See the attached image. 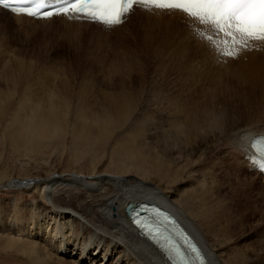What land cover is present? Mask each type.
<instances>
[{
	"label": "bare ground",
	"instance_id": "1",
	"mask_svg": "<svg viewBox=\"0 0 264 264\" xmlns=\"http://www.w3.org/2000/svg\"><path fill=\"white\" fill-rule=\"evenodd\" d=\"M167 39L156 43L168 46V68L175 63L176 73L182 74L180 83L186 85L188 68L195 64L185 61L192 47L184 40ZM15 63L17 74L6 64L3 68L7 89H0V113L5 103H15V111L0 136V146L7 147L15 160L39 164L48 172L8 182V187L26 190L31 199L16 196L8 208L0 209V250L16 252L30 264H170L160 249L137 232L126 212L129 203L147 202L176 216L210 264H264L261 235L254 236L258 244L248 249L236 243L246 212L223 198L214 173L202 163L201 151L210 137L219 138L223 149L219 148L231 162L252 170L244 176L250 178L249 187H256L253 207L262 212L264 225V175L244 158L253 136L264 132L260 114L264 79L254 89L256 100H247L243 109L211 110L205 116L198 101L188 106L169 89L168 115L162 116L152 111L158 103H153L152 92L144 94L145 87L139 83L121 80L118 88L93 96L92 81L87 80L75 93L61 92L46 79L35 81L32 67L21 59ZM170 103L178 110L173 111ZM215 116L218 128L211 133L206 123ZM166 133L172 134L173 141L170 135L168 140L174 143L164 161L152 152L158 149L159 135ZM258 176H262L260 183L254 178Z\"/></svg>",
	"mask_w": 264,
	"mask_h": 264
},
{
	"label": "rangeland",
	"instance_id": "2",
	"mask_svg": "<svg viewBox=\"0 0 264 264\" xmlns=\"http://www.w3.org/2000/svg\"><path fill=\"white\" fill-rule=\"evenodd\" d=\"M0 10L1 90L7 89V82L3 79L4 65L6 64L8 66L7 69L14 73L18 72L15 61L21 59L32 67L35 81H38V77L46 79L53 90L57 89L61 92L70 90L75 93L81 84L88 80L92 81L90 85H93L94 88L92 95L98 96L99 94L97 93H100V90L107 91V89L118 88L121 80L132 81L134 84L139 83L141 87L143 86L142 89L145 87L143 89L144 94H146V91L147 94L152 92L151 96L153 100L155 99L153 103L158 102L156 104L158 109L154 108L152 110L154 114L160 113L164 116L168 113V100L166 99L168 98V91L173 90L174 95L179 97L181 102L184 100L188 106L198 101L199 106L197 105V107L205 108L200 114L205 116L211 110L220 112L222 110L232 111V109H240L241 107L243 109L248 103L247 100L249 102L253 99L256 100L257 94L255 95L254 89L264 79V52L247 55L242 59L226 64L218 62L216 58H214L215 60L212 58L214 53L209 46L197 39L188 28L186 21L184 23L181 21V23L175 14L160 12L150 14L140 9L123 26L107 31V28L104 29L101 26L100 29L97 24L70 22L63 17L50 20H34L25 16H21L23 18L13 17L14 14L12 15L11 12L2 8ZM168 37L172 39L174 37L175 40H184L188 43L187 46L192 47L191 52L190 50L187 52L188 55L185 61L187 59L189 61L192 60V63L194 62L195 64L188 68L186 85H183L182 82L180 83V81H183V79L181 80L182 74L179 77L176 73L175 63H171V67L168 68V46H163L161 42L156 43L157 40L162 38L161 41L165 43L168 41ZM150 39L153 43L149 42ZM152 44H154V48L151 46ZM157 44L159 45L157 46ZM196 79L198 82L201 81L200 83L204 85L205 88L203 87V89L205 90H200L199 87L201 86L202 88V85L198 84L197 81L195 83ZM157 84L160 85L158 86ZM185 86L190 87V89L187 91ZM150 87L153 88L150 90ZM158 89L160 91L157 92ZM162 91L165 92V95L167 94V97ZM157 97L162 98H159L162 103L159 102L160 100ZM169 105L170 108L173 107V111L174 109L178 110L176 106H173V103ZM2 109L0 113V136H2L1 134H3L9 121L12 120L15 103H5L2 105ZM261 109L260 114H262V121L264 122V107H261ZM217 117L206 119L209 132L217 130ZM167 133L159 135L160 142L157 143L158 147H156L158 149L152 152L153 154L157 152L156 154L163 156L164 161L168 160L169 152L172 149L170 147L174 143L170 142L173 141L171 140L173 139L171 137L172 134ZM168 135H170V141L168 140ZM142 137L144 141L143 134L140 138L142 139ZM150 144L148 143V146ZM221 145V140L213 136L207 140V143H203L201 149L203 153L202 163L204 165L207 164L214 173V178L218 181L223 198L228 200L232 206L238 205L239 212H246L241 220L243 227L238 233L236 232L235 238L239 247L248 249L252 244H258L254 237L255 235H261L262 243H264V225L261 224L263 220L261 217L262 212L257 211L253 207V203L258 197L256 187H249L246 183L250 181V178L244 176V173H251L252 170H247L244 163L242 165L234 163V161L231 162L224 155ZM146 146H144V150L147 152L149 148ZM103 149L101 147L98 150L102 152ZM177 151V148L173 150L174 153ZM0 152H2L0 184L4 186L0 188L1 209L8 208L11 204V199L16 196L31 199L30 193L26 192V190L8 187L9 181L23 179V177H26L25 175H44L47 174L48 170H44L41 165L36 163L26 164L25 160H15V155L11 154L8 148L3 145L0 146ZM239 157L244 160L242 155L238 156V159L241 160ZM185 161V158H183L182 163H185ZM204 165L202 164L201 167ZM171 166L176 168L175 164ZM254 178H256V182L259 179V183L262 180V176ZM244 188L249 192L247 195L243 191ZM24 199L23 201H26ZM180 201L183 200L180 199ZM254 210L256 211L254 212ZM210 240L213 241L214 239ZM0 264H30V262L26 257L16 252L0 250Z\"/></svg>",
	"mask_w": 264,
	"mask_h": 264
},
{
	"label": "snow or ice",
	"instance_id": "3",
	"mask_svg": "<svg viewBox=\"0 0 264 264\" xmlns=\"http://www.w3.org/2000/svg\"><path fill=\"white\" fill-rule=\"evenodd\" d=\"M26 2L27 0H0V4L5 7ZM35 2L36 7L39 8L46 3V0H35ZM137 3L159 10H179L188 17L197 19L214 32L222 34L225 39L219 42L212 36H208L206 40V43L216 52L220 62H226L225 58H238L240 50L248 49L253 41L264 42V0H63V7L57 8L55 13L48 12L44 15L51 17L59 14L69 18H83L88 22L111 28L123 24ZM13 11L36 15L35 10L14 8ZM197 35L200 34L197 33ZM251 147L260 154L259 168L261 172H264V144L253 141ZM152 212L157 217H163V220L171 225L173 235H178L186 241L188 250L195 255L199 264H207L201 250L175 221L154 207ZM133 221L142 228L146 227L145 222L140 221L138 216H134ZM148 230L153 231V229ZM154 231L156 235H161L159 228ZM164 241L166 242L164 250L169 260L175 259L179 264H192L191 257L186 256L175 243L171 242V236L165 235Z\"/></svg>",
	"mask_w": 264,
	"mask_h": 264
},
{
	"label": "water",
	"instance_id": "4",
	"mask_svg": "<svg viewBox=\"0 0 264 264\" xmlns=\"http://www.w3.org/2000/svg\"><path fill=\"white\" fill-rule=\"evenodd\" d=\"M134 207H135V205H133V204H131V205H129V206L127 207V212H128V214L131 213V210H132Z\"/></svg>",
	"mask_w": 264,
	"mask_h": 264
}]
</instances>
